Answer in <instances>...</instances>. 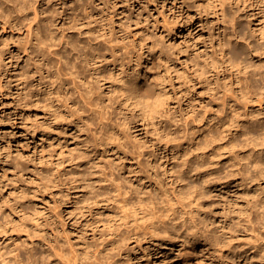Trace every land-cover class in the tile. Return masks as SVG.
Returning a JSON list of instances; mask_svg holds the SVG:
<instances>
[{
  "label": "rangeland",
  "instance_id": "rangeland-1",
  "mask_svg": "<svg viewBox=\"0 0 264 264\" xmlns=\"http://www.w3.org/2000/svg\"><path fill=\"white\" fill-rule=\"evenodd\" d=\"M224 1L223 8L234 14L244 33L261 38V5ZM201 4L206 13L200 21V0H0V145L9 143L13 153L29 160V169L59 180L48 191L38 185L42 198L25 206H37L40 217H52L55 227L81 237L76 209L95 207V195H112L113 179L130 187L133 201L158 203L155 189L162 186H194L199 193L196 205L204 212L193 214L199 231L190 227L188 214L181 216L180 206L174 207L182 237L166 249L159 247V239L130 243L119 264H248L251 256L250 264H264V251L251 248V234L243 227L233 229L238 216L260 208L264 181H243L235 202L234 185L218 183L246 170V160L233 153L241 149L245 156L250 148L247 111L205 110L215 97V71L220 74L227 67L221 48L231 25L222 18L220 0ZM37 27L41 33L47 30L50 49H27ZM90 47L99 53L95 65L101 71L90 73L82 61ZM59 56L73 57L87 79L92 74L99 82H94L97 104L82 101L79 84L62 71L57 74ZM202 60L215 62L206 66V82L200 80ZM134 72L138 82L151 87L148 98H156L159 88L167 93L153 120L132 104L127 82ZM223 83L218 75V85ZM109 121L118 126H106ZM98 137L108 144L101 145ZM165 140H174L167 144L174 146L172 152L170 146L163 150ZM136 146L155 166L150 181L142 179L136 158H131ZM175 170L182 171L181 179ZM79 172L87 176L86 183ZM99 212L104 219L118 220L111 209ZM200 216L207 217L220 238L218 246L200 248ZM8 237L0 241V264L7 258Z\"/></svg>",
  "mask_w": 264,
  "mask_h": 264
},
{
  "label": "bare ground",
  "instance_id": "bare-ground-1",
  "mask_svg": "<svg viewBox=\"0 0 264 264\" xmlns=\"http://www.w3.org/2000/svg\"><path fill=\"white\" fill-rule=\"evenodd\" d=\"M254 2L261 5V18H264V0H253ZM224 4L225 1L220 0L222 18L227 19L231 25V32L224 39L221 48L223 58L226 57L224 64L227 67H221L220 74L215 71V84L211 87L215 91V97L205 104V110L212 106H220L231 111L240 108H245L247 111L244 126L250 148L245 150V156H242L241 149L238 153H233L235 159L240 156L246 160V170L243 169L241 173L237 170L229 180L220 179L218 181L219 184L234 185L232 190L236 196L235 202L239 198V190L243 186V181L248 184L264 181V26L259 39L253 32L249 35L244 33L242 26L236 24L237 19L233 16L234 14L226 12L223 8ZM250 7L254 11V6L250 5ZM203 13H206V10L203 9L200 0V21ZM34 36V43H31L27 49L29 47L32 51L34 48L50 49L47 45L49 38L46 29L41 33L37 27ZM79 52L76 51L75 55ZM97 58H99V53L91 47L82 53V61L89 68L90 73L101 71V68L95 65ZM57 60L58 63H62L56 71L57 74L60 75L62 71V75L71 78L74 85L79 84L82 101L89 105L97 104L99 95L96 93L94 82L96 84L99 82L93 80L92 74H89V79H87L86 74L81 70L83 66L79 67L73 57L59 56ZM211 62L215 64L213 60ZM211 62L200 61L201 81L206 82L210 78L206 76V66H209ZM218 75L224 81L221 86L218 85ZM138 80L139 75L134 72L127 82L132 91V104L143 116L153 120L161 114L167 93L159 88L156 98H148L151 87ZM105 125L118 126L111 121L106 122ZM96 140H99L101 145L108 144L106 140L99 139V137ZM165 141L167 142L163 150L170 146L172 152L174 146L167 144L174 140ZM189 141L185 140V143ZM140 147H132L134 152L131 158H136L135 165L139 167L142 179L150 181V171L155 166H152L148 158L145 159V153ZM32 161L34 166V160ZM29 163V160L25 162L22 153H13L9 143L6 146L0 145V241L3 236H9L6 239L9 241L6 245L7 258L1 259L2 264H119L123 259L122 256L130 252V243L137 245L148 238L159 239L161 242L159 247L166 249L168 245H173L177 239L182 237L179 236L175 223L177 211L174 207L178 206L182 209L181 216L189 215L190 227L199 231L193 214H198L199 210L200 213L204 211L201 204L200 207L196 205L199 193L194 186L184 185L179 189L164 186L156 188L155 195L158 197V204L150 199L133 201L130 187L128 189L127 186L113 179L112 195H95L91 198L92 202L97 203L95 207L76 209L77 213L81 214V222L79 221L77 225L81 237L74 232L69 234L62 227L61 229L55 227L52 217H47V219L40 217L37 206L24 205V202H36L42 198L38 185L48 191L59 181L57 176H40L37 168L29 169ZM176 173L181 179L182 171L175 170L174 174ZM186 176L187 173L183 175L182 181L186 180ZM78 178L83 183L87 182L85 174L79 172ZM30 179L34 181L26 184L25 181H30ZM238 180H241L240 184H236ZM201 194L200 192V196ZM5 196H8V202L11 200L10 205L6 204ZM86 202L90 203L88 198ZM78 203H80L79 200L76 204ZM108 209L114 211L113 213L118 218L116 222L111 221L110 216L104 219V213L99 212ZM238 227L245 228L251 234L253 238L251 248L264 251V188L260 208L248 212L245 217L238 216L233 229ZM219 242L220 238L215 234V230L210 228L207 217L200 216V248L207 250V246L213 247V243L218 246ZM258 249L257 251L260 252ZM250 260L253 261V256Z\"/></svg>",
  "mask_w": 264,
  "mask_h": 264
}]
</instances>
